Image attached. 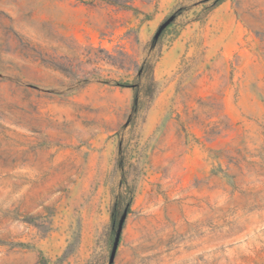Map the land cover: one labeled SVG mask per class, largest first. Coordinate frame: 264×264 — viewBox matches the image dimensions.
<instances>
[{
	"label": "rangeland",
	"instance_id": "rangeland-1",
	"mask_svg": "<svg viewBox=\"0 0 264 264\" xmlns=\"http://www.w3.org/2000/svg\"><path fill=\"white\" fill-rule=\"evenodd\" d=\"M0 264H264V0H0Z\"/></svg>",
	"mask_w": 264,
	"mask_h": 264
},
{
	"label": "trees",
	"instance_id": "trees-1",
	"mask_svg": "<svg viewBox=\"0 0 264 264\" xmlns=\"http://www.w3.org/2000/svg\"><path fill=\"white\" fill-rule=\"evenodd\" d=\"M163 33V31L161 32V34ZM161 34L159 35V37L161 36ZM158 37V38H159ZM130 202V201H129ZM129 207H130V204H128L127 205V209L125 210L126 212H127V210L129 209ZM125 213V212H124ZM121 218H122V216H121ZM121 218H120V220H121ZM116 219H117V213L116 214H114L113 215V220H114V222H116Z\"/></svg>",
	"mask_w": 264,
	"mask_h": 264
},
{
	"label": "water",
	"instance_id": "water-1",
	"mask_svg": "<svg viewBox=\"0 0 264 264\" xmlns=\"http://www.w3.org/2000/svg\"><path fill=\"white\" fill-rule=\"evenodd\" d=\"M168 24H169V22H167L166 24H164V25L162 26V28H161V30H160V32H159V35L161 34V32L163 31V29H165V27H166ZM159 35H158V37H159Z\"/></svg>",
	"mask_w": 264,
	"mask_h": 264
}]
</instances>
